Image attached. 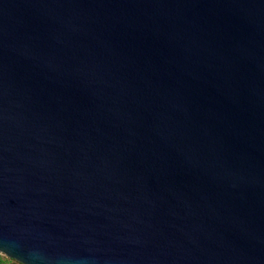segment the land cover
Returning <instances> with one entry per match:
<instances>
[{
	"label": "water",
	"instance_id": "1",
	"mask_svg": "<svg viewBox=\"0 0 264 264\" xmlns=\"http://www.w3.org/2000/svg\"><path fill=\"white\" fill-rule=\"evenodd\" d=\"M0 254L264 264V0H0Z\"/></svg>",
	"mask_w": 264,
	"mask_h": 264
},
{
	"label": "trees",
	"instance_id": "2",
	"mask_svg": "<svg viewBox=\"0 0 264 264\" xmlns=\"http://www.w3.org/2000/svg\"><path fill=\"white\" fill-rule=\"evenodd\" d=\"M0 264H21L13 259L8 258L7 256L0 254Z\"/></svg>",
	"mask_w": 264,
	"mask_h": 264
}]
</instances>
